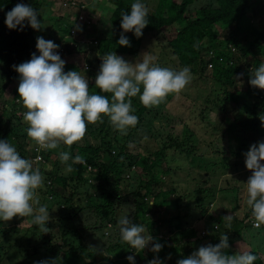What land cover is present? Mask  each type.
I'll return each mask as SVG.
<instances>
[{"label": "trees", "instance_id": "1", "mask_svg": "<svg viewBox=\"0 0 264 264\" xmlns=\"http://www.w3.org/2000/svg\"><path fill=\"white\" fill-rule=\"evenodd\" d=\"M48 1L50 2L49 4L47 3L49 5L48 8L51 10V0ZM194 1L178 0V2H175L173 0H156L153 6L154 8H152L151 12H148L147 19L149 24L142 30L143 35L137 38L133 32H123L120 28L121 14L129 12L131 5L136 0H107V3L112 8L108 22L105 25L100 20L98 21L104 28L102 31L106 34H108V31H112L113 36L112 38L105 36L104 38H100L99 41L97 40L95 50H97L96 52L100 57L106 53L114 52L126 61L137 57H141L140 59H142L145 55L142 49L144 50L146 48L144 43L150 38V46L146 50L147 55L155 57L154 62L159 66L177 71L183 67H188L191 75L199 78L203 77V74L208 69L211 71V76H209L210 81L217 86L216 94L211 95V98L214 97V100H211L212 102L210 101L211 106L208 108L210 112H222L226 103L238 104L241 98L244 100L241 101V104L242 106L245 105L246 109L244 114L249 115V117L244 118V124L242 125L240 122L241 124L239 126H237L236 119L233 118L228 122L225 134L232 135L238 128L246 130V127L250 125V129L256 135L254 142L250 144L246 143L245 147L249 150L251 145L256 144L255 141L257 142L262 139L263 142L264 139V137H261L264 134V124L260 120V116L264 115V90L253 87L249 83L252 78V70L257 68L262 62L255 57H251L248 61L244 60V57L248 54H253L258 51L264 55V45L262 44V41H264V24H261L260 20L251 24L249 23L251 16L248 11L259 0H208L207 4H201L198 8H192L191 6ZM17 3L32 6L38 13V19L41 20V25L43 22L41 6L45 3V0H0V101L2 99V93L8 85L14 83L15 87L18 88L19 74L14 70L13 66L28 61L33 53L39 55L33 37V33L37 30L32 29L27 21L24 22L22 30L20 26H17L16 29H9L4 22L6 13ZM81 5V3H77L76 7L78 8ZM45 12L48 11L45 10ZM76 24L68 22L63 18L52 19L51 29L58 35L57 38L61 39L63 36L68 35ZM87 26H85L86 29H88ZM89 28L93 33H97L95 27ZM225 30H227V36L225 35L223 38H219L218 34ZM121 34L128 38L130 46H120L117 43ZM57 38L55 39V44L59 41ZM228 46L235 48L240 53L238 60L231 64L228 61ZM64 47L66 48V53L74 52L72 46L65 44ZM204 54H207V57ZM83 55L84 53L82 54L81 52L80 59L83 58ZM98 59L94 60V62L101 64L102 61L100 62ZM86 64L92 66L93 62L86 61ZM248 67L251 68L250 72L247 69ZM70 70H73V68ZM64 71L67 72L66 70ZM73 71L77 70L74 69ZM241 73L243 75L239 79H236L237 74ZM190 85H187L179 94H169L167 98L171 101L173 97L185 95L183 98L185 100ZM89 88L90 92L99 91L95 88V84L91 82H89ZM11 93L13 96L11 98L12 101L8 100L5 103L14 108L22 102H18L19 97L17 92L11 91ZM198 93L199 95L202 94L203 90L198 89ZM100 94L107 96L111 100L110 93ZM201 103L206 104V99L204 98ZM202 104L198 105L197 110H193L182 123V132L180 135L165 134L164 137H160L157 141H154V147L145 156L138 154L139 156L136 155V160L128 162L126 165H124V161L120 157L122 156L121 151L126 145L130 134L134 133L137 129L144 128L154 118H149L144 121L142 115H155L152 108L135 104L133 100V114L138 117V123L134 128L127 131L128 134H126L125 138L118 137L108 117L102 116L103 122H98L100 123L99 127L90 130L89 126H87V132L90 133L89 136L96 134L103 135L101 139H98L96 135V139L99 141L98 144H85V146L76 148L61 145L58 149L54 150L56 152L61 148L56 153L58 158L60 151L69 152L73 160L76 155L84 157L86 161L84 164L73 163L71 160L68 162L73 169L71 172L63 168L62 171L59 170L60 165L57 163L60 161L55 162L52 168H42L45 156H48V150L40 149V160L33 161V166L39 167L44 176L42 187L37 189V198L40 204H47L49 214L54 212V216L59 213L63 215L58 218L59 236L62 238L61 243L53 241V237L51 238L47 233H42L38 226L32 225L30 217H14L10 221H7L10 223V227L8 228L7 226L6 228L4 227V221H0V226L2 227L0 228V252L2 245L9 248L7 250L8 254L4 251L0 255H8L7 262L10 264H38L42 260H55L56 264H69L68 262L71 264H129V261L122 256L129 251L131 246L127 242L122 241L120 234L117 232L114 236V241L105 245L103 251H98L95 246H88L81 241L78 230L68 227L65 224L66 221H72L76 217L78 218L80 213H83L85 210L89 211L87 205L81 201H87L88 198H92V194L87 192L79 193L76 189L81 182H86L93 190L100 191L103 194L106 204L104 206H92V213L89 212L93 215L100 216L99 226L105 228L106 225L112 227L114 226V222H118L117 220L115 221V211L127 203L125 202V197L128 200V192L131 190V195L135 198L133 200L134 212L131 217L133 223L138 224V222H141L145 215V209L150 210V206L146 205L145 202L147 198H151L156 208H167V199L174 193V190L171 189L170 184H168L169 182L157 180L158 172L156 171L160 170L159 165L162 161L163 152L168 148L178 150L179 153L184 156L186 155L187 158L191 157V160L198 158L195 156V153L199 150L202 142L192 140L193 134L189 131V124L194 125L195 121L200 119L201 112L207 110L205 108L206 106H201ZM3 110L0 111V115L3 114L5 116L6 112ZM8 115L10 120L6 122V126L8 125L10 131L16 135L22 128L19 124L21 114L16 116L15 114L9 113ZM1 133L2 130L0 129V140H7L13 146L16 144V149L20 155L22 152L27 153L26 149H21L22 146L17 144L16 136L9 139L8 131L5 132L7 134L4 133L1 135ZM243 146V143L239 144V147ZM112 149H115V152L111 153ZM246 152L247 150L236 151L233 154L237 157H245L244 154ZM35 155L36 152L32 148L29 149L28 155L21 157L32 161ZM27 156L28 158H26ZM235 164L240 165L241 162ZM66 166L64 164L63 167ZM133 167L141 168L139 175L142 179H138L134 175L133 179L136 182L131 186L128 183V173L132 172ZM83 173L87 174L86 178H82ZM67 174L69 176L66 179L64 176ZM67 183L73 185L72 187L77 193L73 194V197L75 195L77 197L81 195L84 198L81 200H72L73 197L70 200L65 198L62 192L67 188ZM131 187L133 188L130 190ZM207 189L214 191L212 187H208ZM225 189L235 193L239 188L236 185H231L230 187L225 186ZM208 190H203V197L194 195L195 199L193 202L194 206L199 209V216L206 213V203L208 204L209 198L212 197V194ZM196 192L194 194L200 193L199 190ZM110 197L113 198L112 202L108 201ZM114 199L117 202L114 201L113 203ZM204 199L206 203H204ZM174 200L178 201L177 205L180 204V198L178 196H175ZM235 202L234 207L231 208V212L228 214L233 217L230 226H226V222L223 219L225 214H222L221 218L212 216L216 220V224L213 225L214 228L212 227L211 232L206 234L205 237H208L213 242V246L220 242V236L222 234L228 236V244L231 245L236 243L237 239L241 240L243 236H246L249 240L250 238H256L261 233L264 234V225H261L259 228L254 227V218L252 217L251 209L247 207L244 213L238 212L240 209L238 208L239 203L237 198ZM116 204L117 207H115ZM34 208H37L36 204H34ZM212 217L209 216L210 219ZM245 218L248 221H245ZM180 220V218L175 217L172 221L173 224L169 223L172 224L168 225L170 232L183 229ZM176 221L177 223L175 224ZM150 224L153 226L154 222H150ZM48 226L49 224L47 223L46 227ZM22 228L25 229L22 230ZM150 230L149 227L146 229L147 235H150ZM176 233L179 237L181 235L187 237V242H184L185 244L180 242V245L182 244L181 246L169 245V242L161 237L158 242L163 245L160 250L162 254L159 257V259L161 258L162 264H173V260L177 264L179 259L185 258L186 251L198 250L200 247L198 239H195L194 243L192 242L193 247H189V239L195 236L194 230L189 229L186 232L188 234L182 232ZM106 236L108 235L106 234ZM66 237L69 239L73 238V242L76 245H73L72 240L71 242H65ZM63 245L66 247V250L61 248ZM248 246L249 248L251 247L248 250L241 249V251L235 250L230 252L226 248L223 251L227 255L239 254L246 251L251 252L257 256L254 264H264L263 257H261L262 254L256 251V247ZM108 253L113 254L115 259L110 257ZM137 254L139 260H146L149 257L151 258L149 254H153V252L151 251L148 254L138 251ZM169 255L172 257L167 261L166 258ZM11 259L12 261H10ZM137 263L138 261H135V264Z\"/></svg>", "mask_w": 264, "mask_h": 264}, {"label": "rangeland", "instance_id": "2", "mask_svg": "<svg viewBox=\"0 0 264 264\" xmlns=\"http://www.w3.org/2000/svg\"><path fill=\"white\" fill-rule=\"evenodd\" d=\"M155 1L156 0H140L141 3L146 5V7L148 8V12H151L152 8H154L153 6ZM173 1L178 2V0ZM71 2H74L72 4L74 8H66V5ZM76 2L83 3L85 6L77 8ZM207 2L208 0H195L191 7L198 8L201 4L205 5L207 4ZM47 3L49 4L50 2L48 0H45V3H43V5L41 6V15H43V22L41 25V29L33 33L35 43L37 37H43L45 40H51L56 43L55 39L58 35H56L51 29L52 19L63 18L68 22H73L75 24L77 23L73 26L68 35L63 36V38L61 39L57 38V40H59V44L57 45L63 47V45L68 44L74 48V52L63 53L60 57L65 61L64 70L66 71H73L74 69L77 71H83L86 61L93 62L92 66L86 64L88 65V68L84 72V74L89 82L95 84V76L99 71L100 64H96L94 60L98 59L99 57V61H101V57L96 52L97 50H95V44L97 40H100V38H104L105 36H107V38H112L113 36L112 31H108V34L102 32L104 28L98 21L100 20L102 24H107L109 15L112 11L110 4L107 3V0H51V10H49V5ZM45 10H47L48 12H45ZM73 12L75 13V15H73ZM248 12L251 16V19H249L250 24L256 22L257 20H260L261 24H264V0H259L256 5L249 9ZM85 26H87L88 29H86ZM89 27H95V31L97 33L94 32V34ZM225 35L227 36V30L219 33L218 37L223 38ZM262 44L264 45V41H262ZM144 45L146 46V48L144 50L142 49V51L145 55H147L148 53L146 50L150 46V38L145 41ZM227 48L229 50L228 61L231 64L232 62L238 60V55L240 53L233 47ZM79 52H82V54L84 53L82 59H80ZM204 56L207 57V54H204ZM251 57H255L261 60L262 63H264V55H262L259 51L254 52L253 54H248L244 57V60L248 61ZM140 58L141 57H137L132 60L129 59V61L127 60V62L135 63L136 61L142 60ZM71 68H73V70H70ZM247 69L249 72L251 71L250 67H248ZM209 76H211V71H209L208 69L205 71V74H203V77L201 78L193 75L191 79L192 84H188L190 86L187 90V96L185 100L183 99L185 95H182L183 97L179 95L178 97L171 98V101L169 98H166L165 102L161 103L160 105L150 107L155 112V115L144 114L142 116L144 118V121L149 118H154L150 120L144 128L142 127L140 129H137L134 133L130 134L126 145L121 151L122 156L120 158L124 161V165H126L128 164V162L136 160L135 158L138 154L140 156H145L154 147V141H157L160 137H164L165 134L169 133L180 135V133L182 132V123L185 121L187 116H189V114L193 110H197V106L202 104L201 102L204 100V98L206 99L207 103L202 104L201 106H206L205 108H207V110H203L201 112L200 119L195 121L194 125L189 124V131L193 134L192 140H199L203 144L200 145L199 150L195 153V156L198 158L191 160V157L187 158L186 155H182L178 152V150H175L173 148H168L166 151H164L162 155V161L159 165L160 170L156 171L158 172L157 180L169 182L168 184H170L171 189L174 190V193L168 197V206L165 209L159 207L156 208V206L153 205L151 198H147V200L145 201L146 205L150 206V210L145 209L146 211L144 218L141 222H138V224H143L145 229L149 227L151 229L150 236L153 237L155 241L157 240L156 242H158V240L162 237L164 238V240H167V242H169V245L181 246L182 244H185L187 242V237H185L184 235H181V237H179L177 236L176 232L188 234L186 232L191 229L194 230L195 238L193 237L189 239V247H193L192 242L194 243L195 239L199 240L200 247L213 245V242L208 237H205L206 234L211 232L213 225L216 224V220L212 216H218L219 218H221L222 214H225L224 216L228 215L231 212V208L234 207L236 203V198L239 203L238 208L240 209L238 212L244 213L246 211L245 208L248 207L246 204V182L251 175V171L248 170L245 166L246 158L242 156L237 157L233 153L236 151H248L247 147H245L246 143L250 144L254 142L256 133H254V131L250 129L249 125L248 127H246V130L238 128L233 132L232 135L225 134L226 127L228 126L227 124L233 118L236 119L237 126H239L241 123L242 125L244 124V118L249 117V115L247 116V114H244L246 108L245 105L242 106L241 104V101H244L242 98L240 99L238 104L226 103L222 112H210V109H208L211 106L210 101L214 100V97L211 98V95L216 94L217 86L210 81ZM198 89L203 90V93L199 95ZM11 91H15V93L17 92V88L15 87L14 83L8 85L5 91L2 93V99L0 101V111L4 109L3 111L6 112V115H0V129L2 130L1 135L8 131L9 139L16 136L17 144L19 146H22L21 149H26L27 151V153L22 152L20 156H25L28 155L29 149L39 146L26 134L28 125L23 120V114L26 109L23 107L22 103L20 105H17V107L15 106L14 108L5 103V101L8 100L12 101L11 98H13V96ZM132 100L133 102H135V104L143 106L138 96L132 98ZM9 113L15 114L16 116L21 114L19 124L22 128L16 135L10 131L8 125L6 126V122L10 120V118H8ZM98 122L95 124H89V129L93 130L99 127L100 123ZM5 126L6 128L4 130ZM128 130H131V128H129ZM115 131L118 137L125 138L126 135H121L120 132L116 129ZM89 135L90 133L87 132L81 141L72 145L73 148L85 146V144H98L99 141L96 139V135L98 136V139H101V137L103 136L102 134L91 136ZM261 137L263 138L264 134L261 135ZM259 142H262V139L257 142L255 141L256 144ZM240 143H243L244 146L239 147ZM62 146L65 145L62 144ZM14 147L16 148L17 145L15 144ZM54 150L56 149L48 150V156H45L44 162L42 163V168H52L55 162L57 163L58 161H60L56 153L61 150V148L56 152H54ZM112 152H115V149H112L111 153ZM26 158H28V156ZM71 162H73V160H71ZM237 162H241V164L236 165L235 163ZM57 164L60 165L59 170L62 171L63 169H67V166L63 167L64 164H62L61 162H58ZM139 170L141 171L140 167H133L132 172L128 173V183L131 186L136 182L135 179H133L134 175L138 179H142V177L139 175ZM68 176L69 174L65 175L64 177H66L67 179ZM86 177L87 174L83 173L82 178ZM231 185L238 186V191L232 193L233 191L225 189V186L230 187ZM72 186L73 185L67 183V188L62 192V195L68 200L73 197V194H77ZM208 187H212L214 191L208 190ZM132 188L133 187H131L130 190ZM76 190H78L79 193L87 192L89 194H92V198H88L87 201H81L82 203L87 205L91 213L92 206H104L106 204L103 194L100 191L93 190L86 182H81ZM198 190L200 191V193L194 194L197 193L196 191ZM203 190H208L212 194V197L209 198L208 204L204 199V203H206V213H204L202 216H199V209L194 206L193 200L195 199L196 195L199 197H203ZM131 192L132 190L128 192V200L127 197H125V202L127 203H125L122 208L115 212V221H119V219L124 216H129V218L133 221L131 217L134 212L133 200L135 198L132 197ZM175 196H178L180 198L179 205H177L178 201L174 200ZM83 198L84 197L81 195H79V197L75 195L72 200H81ZM112 199L113 198L110 197L108 201L112 202ZM113 201L116 200L114 199ZM89 211L85 210L83 213H80L78 218L76 217L72 221H66L65 224L68 227L78 230L80 239L84 244L88 246H95L98 251H103L105 245L114 241L116 232L120 234L119 224L118 222H114V226L109 227L108 225H106V228L103 226H99L100 216L96 214L93 215ZM49 215L50 220L48 221L49 226L47 227L49 228V230L47 234L51 238L53 237V241L61 243L62 238L59 236L58 218L62 217L63 215L59 213L54 216V212H51ZM209 216L212 218L210 219ZM175 217L181 219L180 221L183 229H178L176 231L170 232L168 225L173 224L172 221ZM245 221H248V219H246ZM150 222H154V225L152 226ZM176 223L177 221L175 222V224ZM9 225V222H5L4 227L6 228L7 226L8 228L10 227ZM22 226L26 227L24 225ZM0 228L2 227L0 226ZM18 228L20 229V227ZM24 229L25 228H22V230ZM106 234L108 236H106ZM145 235H147V231L145 232ZM71 240L73 245H76L75 242H73V238L69 239L68 237H66L64 241L71 242ZM180 242L182 243L181 245ZM248 245L256 247V251L259 254H262L261 257H263L262 260L264 261V234L262 233L256 238H250L249 240L246 238V236H243L241 240L237 239L236 243H234L233 245L228 244L227 248L228 250H230V252L235 250L241 251V249H250L251 247L249 248ZM151 247L152 244L150 242L148 247H146L142 252H146L149 254L151 252ZM61 248L63 250H66V247L64 245ZM8 249V247L2 245L0 253L5 251L6 254H8ZM194 251L197 250H190L188 252L186 251L185 258L191 255ZM137 252V250L131 247L129 251L126 252L122 257L126 258L128 255H134L135 261H138L137 264H147L148 261L152 260L154 257L159 258L162 254V251H159L158 253L149 254L151 258L149 257L146 260H139ZM59 255H61V253H59ZM108 255L115 259V256L113 254L108 253ZM7 257L8 255L5 256V254L0 255V264H10L7 262ZM168 257L166 258L167 261L172 256H170V258ZM78 259L80 260V258ZM10 261H12V259ZM68 263L71 264L70 262ZM173 264H176V261L173 260Z\"/></svg>", "mask_w": 264, "mask_h": 264}, {"label": "clouds", "instance_id": "3", "mask_svg": "<svg viewBox=\"0 0 264 264\" xmlns=\"http://www.w3.org/2000/svg\"><path fill=\"white\" fill-rule=\"evenodd\" d=\"M73 3H68L66 8L73 9ZM81 4L80 7L85 6ZM147 16L146 5L136 0L129 12L121 14L120 28L123 32H133L139 38L149 24ZM25 21L32 29H41L37 11L30 5L17 3L6 13L4 22L9 29L20 26L22 30ZM117 43L130 46L123 34ZM57 44L37 37L39 55L33 53L28 61L13 66L19 74L18 102H22L26 109L23 114V120L28 125L26 134L39 146L33 148L36 152L33 161L40 160V149H58L62 144L71 147L81 141L86 135L87 126L103 122L102 116L108 117L121 135H126L128 129L138 123V117L133 114L132 98L138 96L145 107L158 106L165 102L169 94H179L192 79L188 67L178 71L161 67L151 55H144L142 60L129 63L114 52H109L101 56L102 63L95 76V88L99 91L90 92L89 81L84 74L88 65L84 64L83 71L65 72V61L60 56L66 51L64 45ZM60 48L61 52L58 51ZM242 75L237 74L235 78L239 79ZM251 76L250 85L264 90V63L253 69ZM100 93H111V100ZM260 120L264 124V115L260 116ZM244 155L245 166L251 171L246 182V204L251 209L254 227L259 228L264 225V163H261L264 161V142L251 145ZM59 160L67 165V171L73 170L68 163L73 160L69 152L60 151ZM33 161L22 158L7 140H0V221L30 217L32 225L38 226L42 233H48V206L40 204L37 198V189L42 187L44 176L39 167L33 166ZM73 162L86 163L81 155H76ZM33 204L39 205L38 208H34ZM223 219L226 226H230L233 217L226 215ZM118 224L121 240L133 249L143 251L150 242L153 253L162 249L161 243L145 235L144 225L133 223L129 216L121 217ZM227 247L228 236L222 234L218 244L201 246L188 257L179 259L177 264H254L257 259L256 255L247 251L227 255L223 251ZM126 259L129 264H135L134 255H128ZM38 264H56V261L42 260ZM148 264H162V261L154 257Z\"/></svg>", "mask_w": 264, "mask_h": 264}, {"label": "built area", "instance_id": "4", "mask_svg": "<svg viewBox=\"0 0 264 264\" xmlns=\"http://www.w3.org/2000/svg\"><path fill=\"white\" fill-rule=\"evenodd\" d=\"M56 51H57V50H56ZM58 51L61 52L62 49L60 48ZM263 142H264V140H263ZM261 163H264V161H261ZM253 225H254V224H253Z\"/></svg>", "mask_w": 264, "mask_h": 264}, {"label": "crops", "instance_id": "5", "mask_svg": "<svg viewBox=\"0 0 264 264\" xmlns=\"http://www.w3.org/2000/svg\"><path fill=\"white\" fill-rule=\"evenodd\" d=\"M110 16V15H109ZM103 32V31H102Z\"/></svg>", "mask_w": 264, "mask_h": 264}]
</instances>
